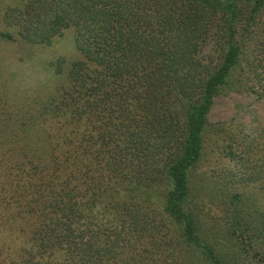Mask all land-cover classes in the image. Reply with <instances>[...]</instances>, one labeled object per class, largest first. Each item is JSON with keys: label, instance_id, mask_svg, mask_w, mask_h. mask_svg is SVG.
Returning <instances> with one entry per match:
<instances>
[{"label": "trees", "instance_id": "trees-1", "mask_svg": "<svg viewBox=\"0 0 264 264\" xmlns=\"http://www.w3.org/2000/svg\"><path fill=\"white\" fill-rule=\"evenodd\" d=\"M263 21L264 0H8L1 42L66 37L42 77L17 57L0 78V264H226L192 171L206 131L225 130L214 99L264 98ZM226 134L248 148L228 152L242 172L216 199L225 234L251 245L264 172L248 135Z\"/></svg>", "mask_w": 264, "mask_h": 264}, {"label": "rangeland", "instance_id": "rangeland-1", "mask_svg": "<svg viewBox=\"0 0 264 264\" xmlns=\"http://www.w3.org/2000/svg\"><path fill=\"white\" fill-rule=\"evenodd\" d=\"M7 3L8 0H0V16ZM2 27V22H0V29ZM64 37L59 38L58 42L53 43L50 47L45 49L33 47L30 51L25 45L15 46L14 43L0 41V78L4 75L8 76V73L10 74L13 70L11 63L21 62V59L27 62L26 66L32 65V72L35 71L42 77L47 71L45 61L58 57L62 52L61 46H64ZM258 50L256 53L259 54V58H264V50L260 48ZM64 51L63 56H67L68 52ZM27 53L31 54L30 58H34L32 61L30 58H26ZM208 120L212 125H219L225 129L224 132L219 131L218 135L215 134L217 132L215 127L206 131L204 156L192 171V184L193 186L195 184L199 196L200 215L205 226H209V242L213 244L217 254L226 264H264V233H255L251 245H247V242L242 245L236 239H229L230 237L223 230L226 220L223 211H221L223 208L222 196L220 195L216 199L217 191H222L226 187L223 176L228 167H232L235 175H240L242 172L240 164H237L240 161L239 157L232 159L228 152H232V154L245 153L247 149L244 148L248 146L247 141L241 145L239 140L232 135H227L226 131L233 135H241L242 132L244 135H248V141L251 140L253 144L257 143L256 138L259 140V135L264 131V98L253 93L238 92L237 86L232 90L224 89L214 99ZM252 143H249L254 153L251 154V159L257 162L256 173L261 174L264 172V158L260 153L264 151V148L260 147L262 151L257 152ZM226 180H230V178ZM218 182L221 185H217ZM263 186L264 183H258L249 189L255 193V199L258 201L261 192L258 194L257 189ZM226 190L228 189L226 188ZM258 206L264 207L263 199ZM256 251L260 255H256Z\"/></svg>", "mask_w": 264, "mask_h": 264}]
</instances>
